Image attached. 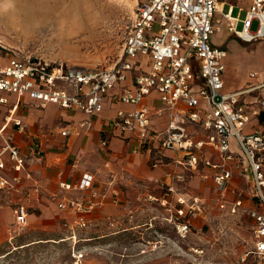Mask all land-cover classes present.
I'll use <instances>...</instances> for the list:
<instances>
[{"label":"built area","instance_id":"2783aa9c","mask_svg":"<svg viewBox=\"0 0 264 264\" xmlns=\"http://www.w3.org/2000/svg\"><path fill=\"white\" fill-rule=\"evenodd\" d=\"M243 1L246 7L227 0L141 1L134 9L122 53L110 66L50 64L19 55L1 59L0 92L16 96L12 109L4 115V126L13 123L19 130L23 129L21 119L15 117L13 111L25 96L39 107L52 103L88 114L99 113L109 90L123 81L129 71L135 70L137 57H143L148 65L134 74L133 90L124 89L113 97L138 105L155 91L168 109L166 125L162 130L153 129L152 113L144 106L118 110L111 124L135 139L134 152L156 143L160 149L180 152L176 163L182 166L180 172L166 174L160 197L148 195V199L158 201L169 212L176 232L184 238L191 229L190 218L201 212L203 203L198 196L175 195L179 192L177 184L186 182L188 172L211 178L218 206L229 213L245 212L251 218L253 249L250 253L258 264H264V132L258 129L244 132L251 114L257 111L242 97L264 82L234 91L224 90L222 72L226 50L211 42V35L220 31L222 21L227 23L231 34L244 42L264 39V0ZM225 4L227 8L223 10ZM253 23L256 24L254 29ZM154 24L157 30H152ZM254 75L250 73L251 77ZM5 103L7 98L0 95V105ZM258 103L263 106L264 100ZM2 131L0 128L1 135ZM200 131L202 134L198 135ZM232 138L238 151L231 146ZM206 148L214 151L218 159L205 155ZM31 151L39 153L36 144L31 145ZM5 153L12 162L11 168L15 172L25 170L24 177L30 178L24 166L26 158L7 136H3L0 148V169L5 166L1 159ZM236 166H239V175L251 184L246 191L230 185ZM20 180L18 175L11 181L0 175V189L13 188ZM92 181V174L84 173L78 182L61 183L60 187L84 190L92 186ZM248 197L253 206H245ZM57 206L79 212L69 227L82 228L87 220L81 214L90 211L93 202L83 205L77 199H68L58 202ZM14 215L16 229L22 228L26 224V206L19 204ZM188 251V264H219L207 260L202 247L190 246Z\"/></svg>","mask_w":264,"mask_h":264},{"label":"crops","instance_id":"0c3cea01","mask_svg":"<svg viewBox=\"0 0 264 264\" xmlns=\"http://www.w3.org/2000/svg\"><path fill=\"white\" fill-rule=\"evenodd\" d=\"M239 1L244 3L243 7L247 6L246 1ZM215 15L218 16L219 13ZM230 34L227 23L222 21L220 31L211 35V42L226 50L223 59V89L234 91L263 83L264 39L244 42ZM135 63V70L129 71L123 81L109 90L102 110L96 114H88L79 109H65L52 103L43 107L35 106L25 96L13 111L14 116L22 121V130L13 123L4 126V115L12 109L16 96L0 92V95L7 98V103L0 105L2 135L9 137L18 146L21 155L26 158L25 169L30 172V178H25V170L15 172L8 155L5 153L1 156L5 166L0 169V175L10 181L13 176L18 175L21 180L13 188L0 189V244L10 236L8 227L10 222L15 221L14 209L19 204L27 208L26 224L30 217H38L39 225L42 226H52L62 220L63 224L69 226L79 212L57 206L58 202L68 199H77L83 205L93 202V208L81 214L87 223L109 219L120 214L129 204L135 203L136 198L147 201L148 195L160 197L164 190L162 183L167 181L166 174L182 170V166L176 163L180 152L160 149L156 143L134 152L135 139L128 132L111 124L118 110L144 106L152 113L153 129L162 130L166 125L168 109L163 106L155 91L145 96L138 105L114 99L113 95L124 89L133 90L134 74L148 65L143 57H137ZM252 72L255 74L253 77L250 76ZM242 97L251 109L257 111L251 114L244 132L254 129L264 132V104L261 106L258 103L259 100H264V85ZM62 131L65 134H61ZM201 134L200 131L198 135ZM2 135L0 134V148L3 144ZM34 144L39 153L31 151V145ZM231 146L238 151L234 138L231 139ZM204 154L212 160L218 159L211 149H204ZM239 172V166H236L230 185L246 191L251 184ZM84 173L93 176L90 188L78 190L60 187L61 183L78 182ZM177 187L179 192L175 195L198 196L203 208L208 204L204 196L206 191L210 193V201L215 200L211 178L205 179L188 172L186 182L177 184ZM244 204L247 207L253 206L249 197ZM242 214L250 219L245 212ZM200 215L198 213L190 218L191 226H194L195 218Z\"/></svg>","mask_w":264,"mask_h":264},{"label":"rangeland","instance_id":"374dc122","mask_svg":"<svg viewBox=\"0 0 264 264\" xmlns=\"http://www.w3.org/2000/svg\"><path fill=\"white\" fill-rule=\"evenodd\" d=\"M5 1L0 0V60L19 55L50 64L93 67L117 62L134 9L144 0H97L100 18L92 33L87 27L60 28L55 23L62 14L68 17L80 12L86 0H29L25 2L32 9L29 13L36 18L44 13L50 21L27 38L1 24ZM227 1L244 5L239 0ZM226 8L227 4L223 10ZM236 11L235 7L234 15ZM255 27L253 23L252 29ZM157 29L154 24L152 30ZM204 196L208 204L184 238L158 201L139 198L120 214L93 220L82 228H70L63 220L42 226L38 217H30L26 225L16 229L12 221L8 240L0 244V264H188L190 246L202 247L205 258L214 263L258 264L250 253L251 218L220 208L215 200L210 201L209 191Z\"/></svg>","mask_w":264,"mask_h":264},{"label":"bare ground","instance_id":"6f19581e","mask_svg":"<svg viewBox=\"0 0 264 264\" xmlns=\"http://www.w3.org/2000/svg\"><path fill=\"white\" fill-rule=\"evenodd\" d=\"M29 0H7L3 3V7H6L4 11H1L2 20L1 24L6 28L13 30L17 35L22 34L25 38L33 36L34 30L41 27L43 24H47L48 16L46 14L40 15L36 18L29 12L32 11L28 8L25 2ZM84 2V1H83ZM82 2V3H83ZM83 5V4H82ZM85 6H82V10L72 16H65L56 19V25L68 26L73 28L87 27L89 31H96V27L99 23L100 11L97 6V0H86ZM218 10L221 9L222 4H217ZM219 11H217L218 13ZM48 21V22H47ZM59 28V29H60Z\"/></svg>","mask_w":264,"mask_h":264}]
</instances>
